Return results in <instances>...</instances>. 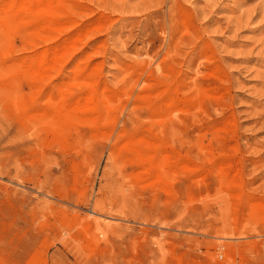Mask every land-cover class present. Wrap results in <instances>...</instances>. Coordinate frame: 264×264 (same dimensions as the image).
Listing matches in <instances>:
<instances>
[{
	"label": "rangeland",
	"instance_id": "rangeland-1",
	"mask_svg": "<svg viewBox=\"0 0 264 264\" xmlns=\"http://www.w3.org/2000/svg\"><path fill=\"white\" fill-rule=\"evenodd\" d=\"M0 264H264V0H0Z\"/></svg>",
	"mask_w": 264,
	"mask_h": 264
},
{
	"label": "bare ground",
	"instance_id": "bare-ground-1",
	"mask_svg": "<svg viewBox=\"0 0 264 264\" xmlns=\"http://www.w3.org/2000/svg\"><path fill=\"white\" fill-rule=\"evenodd\" d=\"M12 4V3H11ZM23 4V3H22ZM14 6V5H13ZM25 6V5H24ZM13 8V7H12ZM98 223V222H97ZM101 224V223H98V225ZM104 225V224H103Z\"/></svg>",
	"mask_w": 264,
	"mask_h": 264
}]
</instances>
